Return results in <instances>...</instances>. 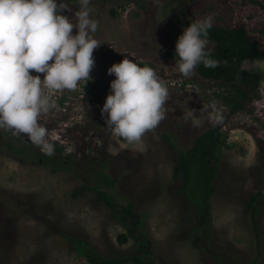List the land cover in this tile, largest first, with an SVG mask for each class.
Listing matches in <instances>:
<instances>
[{"label": "rangeland", "instance_id": "1", "mask_svg": "<svg viewBox=\"0 0 264 264\" xmlns=\"http://www.w3.org/2000/svg\"><path fill=\"white\" fill-rule=\"evenodd\" d=\"M70 3L63 14L75 20L78 0ZM89 8L98 21L92 35L101 43L93 53V79L76 91L54 93L56 108L41 116L48 141L63 149L66 165L75 160L73 170L40 165L8 144L39 147L26 136L0 131V264H90L86 251L102 257L141 254L132 237L118 242L127 228L96 200L95 191L81 190L86 183L105 185L102 174L118 179L113 187L103 186L121 207L132 203L140 215L138 231L151 241L153 264H264V208L245 211L264 183V58L243 63L262 81L237 111L218 95L230 89L223 82L208 80L196 69L182 77L175 64V45L185 28L180 22L206 15H213V25L246 28L264 52V0H91ZM208 49L214 51L215 42L208 40ZM125 57L153 67L170 100L159 126L139 145L121 149L104 128L98 99L106 100L115 79L108 68ZM215 126H221L223 141L211 225L205 226L180 190L182 175L175 177L174 167L179 150ZM197 234L202 237L198 246Z\"/></svg>", "mask_w": 264, "mask_h": 264}, {"label": "clouds", "instance_id": "2", "mask_svg": "<svg viewBox=\"0 0 264 264\" xmlns=\"http://www.w3.org/2000/svg\"><path fill=\"white\" fill-rule=\"evenodd\" d=\"M90 3L78 0L73 20L63 14L70 10V0H0V131L26 136L47 156L54 155L55 147L41 116L56 108L53 94L76 91L93 79V53L101 43L92 35L98 21L90 15ZM212 27L213 15H206L178 37L175 64L180 76L191 77L201 64L219 66L208 49ZM107 72L115 79L101 108L104 128L121 149L139 145L166 118L169 89L155 69L139 59L125 57ZM192 123L200 124L195 119Z\"/></svg>", "mask_w": 264, "mask_h": 264}, {"label": "trees", "instance_id": "3", "mask_svg": "<svg viewBox=\"0 0 264 264\" xmlns=\"http://www.w3.org/2000/svg\"><path fill=\"white\" fill-rule=\"evenodd\" d=\"M194 21L196 20L188 19L181 21L180 24L187 27ZM208 40L215 42V50L211 52V55L213 59L220 61V64L215 69L206 68L201 64L196 70L204 78L212 81H221L224 86L229 87V90L218 93V95L223 97L224 102L231 110H240L244 107L245 102L252 100L262 81V75L258 71L244 68L243 63L246 60L263 59L264 52L259 42L252 40L246 28L242 26L224 27L213 25L209 31ZM100 83H97V87L100 86ZM98 101L102 104L105 102L102 99H98ZM222 141L221 126L207 129L193 140L189 148L179 150V160L174 167V176L182 175L180 190L183 191L187 201L193 206L200 221L205 226L211 225L210 199L215 192L214 182L219 169L217 153ZM171 143L173 144V142ZM52 144L59 156L44 155L39 149H33L28 144L26 147H18L9 142L8 146L17 149L22 154H27L28 158H33L40 165L49 167L54 171H64L67 167L72 171L74 165L72 162L75 160L66 165L64 162L65 158L61 155L63 149L58 147L57 142ZM31 155L32 157H30ZM99 178L100 181L104 180L105 185L108 184L112 187L118 181L116 178L112 179L108 174H102ZM103 185H89L86 183L81 190L84 191L90 188L95 191L96 200L104 202L127 228L126 232L118 236V242L124 244L129 237H132L138 242L141 254L102 257L94 251H86L88 261L90 264H124L130 261L135 264H153L151 241L147 235L138 231L141 225L140 215L134 210L132 203H127L124 207H121V202ZM257 207L264 208V183L257 193L251 196L249 202L246 203L245 211L247 214H251ZM201 240L202 237L197 234L194 244L198 246Z\"/></svg>", "mask_w": 264, "mask_h": 264}]
</instances>
